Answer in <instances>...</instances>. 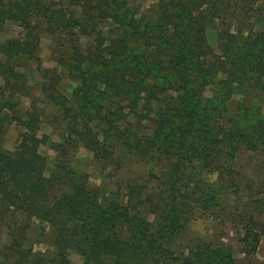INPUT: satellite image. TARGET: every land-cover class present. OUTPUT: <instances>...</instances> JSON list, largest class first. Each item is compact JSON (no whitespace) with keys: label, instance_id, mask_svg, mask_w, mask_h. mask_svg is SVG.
Masks as SVG:
<instances>
[{"label":"trees","instance_id":"trees-1","mask_svg":"<svg viewBox=\"0 0 264 264\" xmlns=\"http://www.w3.org/2000/svg\"><path fill=\"white\" fill-rule=\"evenodd\" d=\"M158 8L146 17L129 0H0V36L8 23L19 27L0 38V128L12 122L21 128L12 150L0 144L4 261L26 256L21 239L38 221L50 227L55 247H72L82 264H236L230 252L177 253L171 244L184 214L218 201L201 172L224 175L221 163H230L241 145L264 150V2L162 0ZM44 34L69 50L65 74L75 86L68 94L60 73L41 65ZM26 61L35 63L33 83ZM101 100L114 107L103 113ZM47 106L56 111L67 144L80 143L98 159L112 158L107 138L115 133L128 148L162 143V154H169L168 145L174 146L165 197L139 183L128 187L125 201L104 197L61 159L46 174L40 147L64 149L39 133ZM124 107L155 131L135 138L130 122L119 132ZM101 121L107 127L99 131ZM183 150L195 171L184 165ZM147 201L153 221L138 214ZM263 230L251 215L245 219L246 255Z\"/></svg>","mask_w":264,"mask_h":264},{"label":"rangeland","instance_id":"rangeland-1","mask_svg":"<svg viewBox=\"0 0 264 264\" xmlns=\"http://www.w3.org/2000/svg\"><path fill=\"white\" fill-rule=\"evenodd\" d=\"M250 1L264 2V0ZM129 2L135 4L139 13L149 17L153 15L152 10L158 8L162 0H129ZM18 31L19 27L16 24L8 23L0 38L13 36ZM209 37L212 42L213 35L210 34ZM68 54L69 50L58 46L51 35L41 36L38 47L41 65L55 68L56 72L60 73L62 78L60 87L66 94L75 86L65 74ZM26 65H28V73L32 75L30 83H33L35 63L26 61ZM210 89L211 87L207 89L206 97L210 96ZM234 100L229 103L232 106L231 109L240 98ZM101 101L103 113L114 107L106 100ZM25 104H27L26 100ZM127 110L128 108H123V112L126 113L125 120L116 122L119 132L124 131L130 122L135 138L149 137L155 131L149 122L134 120ZM56 115V111L51 107L47 106L43 109L39 133L44 135L47 141L60 142L64 147L63 151L49 144L40 147V152L47 159L46 174H49L50 170L56 167L57 160L61 159L70 168L84 173L88 185L98 189L104 197L117 196L125 201L128 187L134 183L146 185L148 188L146 191L155 188L156 196L160 200L165 197L162 191L168 181V163L175 158L174 146L168 145L169 154H162V143H159V146L155 143L145 150L137 147L128 148L126 138L123 135L117 136L115 133L107 138V146L113 151L112 158L98 159L80 143L67 144L68 139L63 134L61 122ZM105 127L107 124L103 121L97 124L99 131ZM20 135L21 128L18 125L14 122L6 123L0 128V144L5 149L12 150L18 144ZM181 155L185 158L183 161L187 169L195 171L193 167L196 163L191 158V154L183 150ZM220 170L224 175L201 172V179L213 188L218 201L211 209H198L191 214H184L178 223L179 230L171 247L177 253L195 248H208L209 251L219 249L223 253L230 252L236 264H264V230L260 235L256 250L249 255H246L243 250L242 240L245 219H248L249 215L264 227V150H252L241 145L230 163H221ZM182 191L184 193V190ZM138 208V214L153 221L154 214L148 201ZM51 239L50 227L45 223L35 221L25 230L21 239L20 249L26 250V256L22 258L18 254H11L8 260L4 261V256L0 253V264H32L37 260H41L43 264L48 262L50 264H82V257L72 247L57 248L52 244ZM5 242L7 243V236L3 230L0 235V251L3 250L2 244ZM110 262L108 260L107 264H111Z\"/></svg>","mask_w":264,"mask_h":264}]
</instances>
